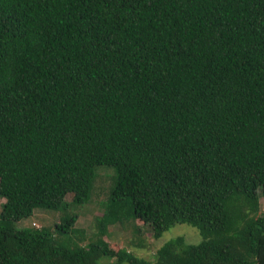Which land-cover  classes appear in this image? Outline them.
Returning a JSON list of instances; mask_svg holds the SVG:
<instances>
[{
  "label": "trees",
  "instance_id": "16d2710c",
  "mask_svg": "<svg viewBox=\"0 0 264 264\" xmlns=\"http://www.w3.org/2000/svg\"><path fill=\"white\" fill-rule=\"evenodd\" d=\"M100 165L101 230L200 240L148 261L59 241L74 214L16 225L85 203ZM0 198V264H264V0H0Z\"/></svg>",
  "mask_w": 264,
  "mask_h": 264
},
{
  "label": "rangeland",
  "instance_id": "374dc122",
  "mask_svg": "<svg viewBox=\"0 0 264 264\" xmlns=\"http://www.w3.org/2000/svg\"><path fill=\"white\" fill-rule=\"evenodd\" d=\"M95 175L92 181L91 190L87 201L81 205L71 204V194L64 197L65 205L57 210H45L36 208L31 216L16 223L19 227H43L53 231L54 224L59 222L66 215L74 214L75 221L70 228L69 238L65 235L59 237V241L74 242L84 245L101 236L110 247L108 250L115 252L123 248L136 257L148 261L153 260L155 250L166 240L180 236L187 244L197 243L200 240L198 230L185 223H175L169 229L162 232L158 238L151 236L150 226L139 220L125 217L123 212L121 218L108 223L104 231L100 229L101 218L110 210L106 206L109 190L112 185L113 170L106 166H96ZM3 199L0 198V206ZM259 209L264 212L261 199ZM112 212V211H111ZM113 260V258H110ZM109 261L102 257L101 262Z\"/></svg>",
  "mask_w": 264,
  "mask_h": 264
}]
</instances>
